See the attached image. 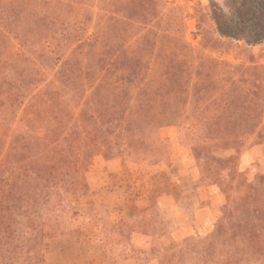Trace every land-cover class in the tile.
<instances>
[{
	"label": "rangeland",
	"instance_id": "374dc122",
	"mask_svg": "<svg viewBox=\"0 0 264 264\" xmlns=\"http://www.w3.org/2000/svg\"><path fill=\"white\" fill-rule=\"evenodd\" d=\"M215 17L264 30V0H0V162L14 146L13 160L26 157L20 149L69 98L73 146L63 175L35 192L50 227L41 243L18 229L11 264H119L147 214L173 231L171 207L160 208L176 199L185 219L212 221L172 245L166 264H224L239 237L262 238L264 40L222 37ZM50 50L60 53L48 61ZM115 55L133 84L96 90ZM159 76L168 107L138 108L137 86Z\"/></svg>",
	"mask_w": 264,
	"mask_h": 264
},
{
	"label": "trees",
	"instance_id": "16d2710c",
	"mask_svg": "<svg viewBox=\"0 0 264 264\" xmlns=\"http://www.w3.org/2000/svg\"><path fill=\"white\" fill-rule=\"evenodd\" d=\"M214 21L217 31L222 37L244 40L249 45L259 44L264 40V30L260 28L254 27L250 29L248 28L250 25H245L239 21L232 22V20L223 18L215 17ZM253 25L260 26V24ZM23 37L25 39L27 38L26 36ZM59 53V50L57 52H55V50H50L45 54L44 58L49 61L52 59V54L59 55ZM118 61H120V55H115L109 58L107 61L105 76L102 79L97 80L95 85L96 90L101 89L100 82H105L108 88H112L119 92H126L128 86L133 84L129 79L132 73L129 72L130 70L126 67H117ZM66 62L67 63L65 64L68 65V61ZM70 62V64H73L72 62L74 61L71 60ZM60 76H62V72L57 71L54 78H56L55 81L59 82L61 90L62 86L64 87L65 84H62L59 81ZM160 77L162 76L158 77L160 82L152 79L137 86L139 95L144 98L140 104L137 105L138 108L144 107L154 110L155 106L158 108L159 106L162 108L168 107V92L166 88H164ZM157 97L160 98L159 103L154 102L156 101L154 99ZM70 100L71 99L69 98L61 100L60 102L58 101L50 118L43 120L44 125H42L43 128H46L45 133H36L39 135V139L34 143H28L20 149L26 154V157L21 160H13V157L19 154L16 146H14L11 147L13 155L11 154L8 160L0 162V264H11V255L16 253V249H18V252L23 249V246L20 245L17 238H15V233L18 229H29L34 242L41 243L42 238L47 232V228L50 227V218L45 222L40 218L39 210L46 205L35 198V192L39 188L59 179L63 175L64 166L66 165L67 160L73 156V146L70 141L65 139L71 136V133H69L71 129L65 124L67 120L66 110L69 106ZM112 107L113 106H110L109 108ZM40 119L39 114L37 115L35 122L37 123ZM29 135L31 136V134ZM228 139H232L230 141L233 143L238 141L236 140V136H230ZM180 202L181 200L179 201L176 199L175 204H179ZM176 207L181 209L185 215V211L180 206L176 205ZM245 208L240 209L242 213L246 211ZM160 209L168 211V207H162ZM170 210L173 215L174 211L172 209ZM232 212V209L225 210V217L232 214ZM157 216L158 214L155 212L147 214L142 220L140 226L132 230V233H143L151 238L149 249H135L131 239L132 245L130 244V252L135 258L137 264H140L143 261H141L143 255L147 256L144 257L147 258L145 259L146 264H150L153 260H156L157 264H166L165 262L171 263V258H173V255L170 252L171 246L180 245L177 243L189 238L194 232L195 227L205 228L212 221L210 220L206 226H204L194 221H190L188 218L185 219L193 224L191 232L181 240L175 241L174 233L179 227L177 219L174 215L173 217L171 216L170 219L175 223V227L173 231L166 232L164 221L160 220ZM221 227L222 225H219L213 230L210 234L211 239H218L221 235ZM156 234L162 235L157 237ZM235 236L236 235L233 237ZM261 236L262 238L259 237L260 240L255 242L252 240L247 241L244 237H239L234 244L231 243L228 246L230 256L224 264H246L249 260L248 257H258V260H254V262H259V260H261V262L264 261V233H262ZM186 244L178 250L180 252L178 255L180 262H182V260L184 262L185 255H188L191 250L192 244H190L189 247ZM28 250L29 248L26 249V252ZM26 260L27 259L24 261Z\"/></svg>",
	"mask_w": 264,
	"mask_h": 264
},
{
	"label": "crops",
	"instance_id": "0c3cea01",
	"mask_svg": "<svg viewBox=\"0 0 264 264\" xmlns=\"http://www.w3.org/2000/svg\"><path fill=\"white\" fill-rule=\"evenodd\" d=\"M162 207H171V209L174 211L173 215L177 219L179 223V227L176 229L174 233V239L175 241H179L182 238L189 235L191 232V229L193 227V224L185 220V215L183 211L176 207L175 200H171L165 204L162 205ZM204 212V211H200ZM212 212L209 213V216L207 215V218L202 219L198 221L199 224L206 226V224L210 221L212 217ZM211 215V216H210ZM207 222V223H206ZM205 223V224H204ZM151 238L143 233H134L132 237V243L134 245L135 249H149L150 247ZM119 264H137L135 261V258L132 256L131 253L127 254V258ZM150 264H157L156 260H153L150 262Z\"/></svg>",
	"mask_w": 264,
	"mask_h": 264
}]
</instances>
